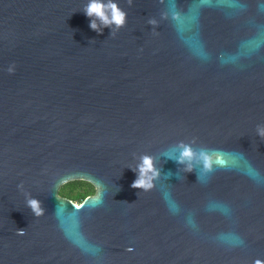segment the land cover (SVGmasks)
<instances>
[{
    "label": "water",
    "instance_id": "95a60500",
    "mask_svg": "<svg viewBox=\"0 0 264 264\" xmlns=\"http://www.w3.org/2000/svg\"><path fill=\"white\" fill-rule=\"evenodd\" d=\"M86 2L0 0V264H264V0H118L99 33ZM179 141L212 171L161 155L131 186L134 157Z\"/></svg>",
    "mask_w": 264,
    "mask_h": 264
},
{
    "label": "clouds",
    "instance_id": "9594fccd",
    "mask_svg": "<svg viewBox=\"0 0 264 264\" xmlns=\"http://www.w3.org/2000/svg\"><path fill=\"white\" fill-rule=\"evenodd\" d=\"M84 14L89 17V27L96 32H102L104 27H109L110 32L120 29L126 24L127 13L119 6L118 0H87L82 8ZM149 23H155L149 20ZM10 67L8 71H12ZM258 137H264V124H258L256 127ZM163 156L167 160H173L185 172H196L197 179H201V175L197 173H207L212 171L215 153L206 148H195L192 143L179 141L175 145L170 146L159 155L148 153L141 154L135 158L134 166L130 168L135 172V179L131 186L141 190H149L161 177V167L159 166V158ZM170 173V172H169ZM171 174V173H170ZM103 185L100 184L95 191V204L102 203ZM26 204L35 216H40L45 212L41 201L36 197L26 194ZM79 208L80 205L75 206ZM57 217H62L65 212L63 204L57 200L54 207ZM259 264V261H257Z\"/></svg>",
    "mask_w": 264,
    "mask_h": 264
},
{
    "label": "trees",
    "instance_id": "16d2710c",
    "mask_svg": "<svg viewBox=\"0 0 264 264\" xmlns=\"http://www.w3.org/2000/svg\"><path fill=\"white\" fill-rule=\"evenodd\" d=\"M95 192L94 186L84 180H72L63 184L60 188V194L74 201L81 202L87 195Z\"/></svg>",
    "mask_w": 264,
    "mask_h": 264
},
{
    "label": "snow or ice",
    "instance_id": "6c2138e0",
    "mask_svg": "<svg viewBox=\"0 0 264 264\" xmlns=\"http://www.w3.org/2000/svg\"><path fill=\"white\" fill-rule=\"evenodd\" d=\"M210 2H211V0H200L201 4H207V3H210ZM231 6L233 8H241V7H243V5L238 2V0H231Z\"/></svg>",
    "mask_w": 264,
    "mask_h": 264
},
{
    "label": "rangeland",
    "instance_id": "374dc122",
    "mask_svg": "<svg viewBox=\"0 0 264 264\" xmlns=\"http://www.w3.org/2000/svg\"><path fill=\"white\" fill-rule=\"evenodd\" d=\"M76 202H78V201H76Z\"/></svg>",
    "mask_w": 264,
    "mask_h": 264
}]
</instances>
